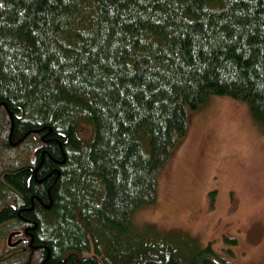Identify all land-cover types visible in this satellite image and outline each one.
<instances>
[{
	"label": "trees",
	"instance_id": "16d2710c",
	"mask_svg": "<svg viewBox=\"0 0 264 264\" xmlns=\"http://www.w3.org/2000/svg\"><path fill=\"white\" fill-rule=\"evenodd\" d=\"M212 95L264 128V0H0V264H232L133 223Z\"/></svg>",
	"mask_w": 264,
	"mask_h": 264
},
{
	"label": "rangeland",
	"instance_id": "374dc122",
	"mask_svg": "<svg viewBox=\"0 0 264 264\" xmlns=\"http://www.w3.org/2000/svg\"><path fill=\"white\" fill-rule=\"evenodd\" d=\"M76 133L87 141L92 128ZM156 181L155 203L133 216L138 230L210 245L227 263L264 264V128L245 102L212 95L189 112Z\"/></svg>",
	"mask_w": 264,
	"mask_h": 264
},
{
	"label": "water",
	"instance_id": "95a60500",
	"mask_svg": "<svg viewBox=\"0 0 264 264\" xmlns=\"http://www.w3.org/2000/svg\"><path fill=\"white\" fill-rule=\"evenodd\" d=\"M16 234H18V232H11L8 235V237H7V244H8L9 247H14L15 245H17L22 240V239H18V240L14 241V242H11L12 236H14Z\"/></svg>",
	"mask_w": 264,
	"mask_h": 264
},
{
	"label": "bare ground",
	"instance_id": "6f19581e",
	"mask_svg": "<svg viewBox=\"0 0 264 264\" xmlns=\"http://www.w3.org/2000/svg\"><path fill=\"white\" fill-rule=\"evenodd\" d=\"M22 240H23V239H22ZM22 240H21V241H22ZM21 241H20V242H21ZM20 242H19V243H20ZM19 243H18V244H19ZM18 244H17V245H18Z\"/></svg>",
	"mask_w": 264,
	"mask_h": 264
},
{
	"label": "flooded vegetation",
	"instance_id": "af4514ba",
	"mask_svg": "<svg viewBox=\"0 0 264 264\" xmlns=\"http://www.w3.org/2000/svg\"><path fill=\"white\" fill-rule=\"evenodd\" d=\"M13 241V240H12ZM215 261H217L215 258H214Z\"/></svg>",
	"mask_w": 264,
	"mask_h": 264
}]
</instances>
